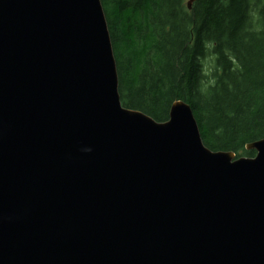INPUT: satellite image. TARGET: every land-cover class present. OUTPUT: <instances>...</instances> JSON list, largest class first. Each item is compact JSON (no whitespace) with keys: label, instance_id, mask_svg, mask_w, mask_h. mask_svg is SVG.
Returning a JSON list of instances; mask_svg holds the SVG:
<instances>
[{"label":"water","instance_id":"1","mask_svg":"<svg viewBox=\"0 0 264 264\" xmlns=\"http://www.w3.org/2000/svg\"><path fill=\"white\" fill-rule=\"evenodd\" d=\"M245 148L122 105L100 0H0V264H264Z\"/></svg>","mask_w":264,"mask_h":264},{"label":"trees","instance_id":"2","mask_svg":"<svg viewBox=\"0 0 264 264\" xmlns=\"http://www.w3.org/2000/svg\"><path fill=\"white\" fill-rule=\"evenodd\" d=\"M123 106L157 121L187 102L211 150L264 137V0H100Z\"/></svg>","mask_w":264,"mask_h":264}]
</instances>
